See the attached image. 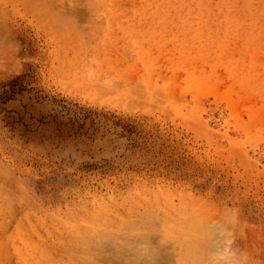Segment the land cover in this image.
<instances>
[{"label":"rangeland","instance_id":"obj_1","mask_svg":"<svg viewBox=\"0 0 264 264\" xmlns=\"http://www.w3.org/2000/svg\"><path fill=\"white\" fill-rule=\"evenodd\" d=\"M0 264H264V0H0Z\"/></svg>","mask_w":264,"mask_h":264}]
</instances>
